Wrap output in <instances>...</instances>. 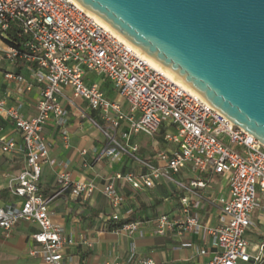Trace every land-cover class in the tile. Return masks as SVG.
Segmentation results:
<instances>
[{"label":"built area","instance_id":"1","mask_svg":"<svg viewBox=\"0 0 264 264\" xmlns=\"http://www.w3.org/2000/svg\"><path fill=\"white\" fill-rule=\"evenodd\" d=\"M12 30L23 39L18 47L7 43ZM0 42L5 45L4 59L28 65L40 86L36 115L32 118L21 115L22 104L9 106L0 100V118L13 123L25 156L22 171L9 184L10 192L21 200L20 206L0 208V229L7 236L18 222L35 224L39 231L32 240L40 245L44 264H61V250L65 244H73L51 223L49 204L54 197H43L39 180L45 166L56 165L49 157L42 130L54 121L63 129L66 143L68 111L62 102L76 108L75 100L79 99L97 112L102 122L89 119L106 140L95 151V161L127 157L142 170L138 176L116 174L107 180L102 193L113 209L125 203L115 181L137 191L151 190L161 182L171 183L183 194L180 204L184 219L173 221L168 215L158 216L155 234L162 236L174 227L180 232H198L202 226L191 214L189 198L195 190L206 188L202 175H220L228 192L211 201L218 204L220 215L218 225L207 230L215 239L216 253L205 264H259L264 260V244L251 254L245 237L252 226L256 187L264 192V146L253 136L234 126L200 95L152 66L74 0H0ZM89 73L108 81L120 100H108L98 84L86 82ZM5 77L23 84L26 90L31 88L20 74ZM122 104L126 105L125 110ZM122 122L126 127L119 130ZM161 127L165 131L172 129L163 138L176 149L171 155L158 152L156 160L162 164L159 166L138 158V147L130 141L140 133L155 135ZM14 148L13 140L0 141L3 153ZM183 170L195 176L188 184L176 178ZM57 185L55 197L70 191L74 198H88L94 191L92 183H73L67 172L57 174ZM142 225L140 221L132 222L112 232L132 238ZM126 263L155 264L151 259H136L133 255Z\"/></svg>","mask_w":264,"mask_h":264},{"label":"crops","instance_id":"2","mask_svg":"<svg viewBox=\"0 0 264 264\" xmlns=\"http://www.w3.org/2000/svg\"><path fill=\"white\" fill-rule=\"evenodd\" d=\"M4 46L3 42H0V100H5L9 106L22 104L21 115L24 118H32L36 115L40 86L32 77L28 65L20 61L9 63L4 59ZM10 73L22 75L31 84L30 90H26L23 84L8 80L5 76ZM86 82L90 83L89 79ZM102 91L104 92L103 89ZM67 95L71 97L69 91ZM105 96L111 101L120 100L112 89H109ZM62 105L68 111L64 128L67 142L63 140V129L54 121L51 120L44 126L42 136L49 157L56 165L45 166L39 180V186L49 194L48 198L54 197L49 204L51 223L63 238L73 241V244H65L61 250V264H127L126 260L131 255L136 259H151L155 264H205L212 258L216 253L215 239L207 230L210 231L218 225L220 211L218 204L211 201L227 195L225 179L220 175H202L206 188L195 190V195L189 198L191 214L197 217L202 226L200 231L180 232L174 227L159 236L155 234V219L158 216L165 214L173 221L184 219L180 204L182 192L166 182L157 184L151 190L137 191L122 181H115V188L124 196L125 203L122 207L113 209L102 193L107 180L116 174L133 173L138 176L142 170L135 161L127 157L120 160L107 158L96 162L95 151L106 141L102 133L89 122V119H92L102 124L98 113L89 110L86 103L79 99L75 101L76 108L68 107L64 102ZM125 106L122 104L124 110ZM125 127L126 124L122 122L119 130ZM92 131H99L100 136H95ZM3 140H13L15 148L8 153L0 150V208L19 207L21 200L10 192L9 184L22 171L25 156L20 146V136L13 123L0 118V141ZM130 143L138 147L134 143V135ZM175 149L172 144L149 149L138 147L136 156L162 166L156 160L157 153L165 152L171 155ZM83 151L85 155L81 154ZM60 172L70 174L73 183H92L93 193L88 198H74L70 191H67L55 197L59 191L57 174ZM194 177L188 170H183L176 176L185 184ZM136 210L144 221L140 232L132 238L105 230V222L109 218H125ZM128 211H131V214H128ZM251 221L252 226L245 237L247 239L251 232L258 235V242L253 247L247 239L252 254L264 244V206L257 211L255 220L251 215ZM38 231L39 228L29 222H18L8 236L0 229V264H44L41 247L32 240V235ZM259 264H264V260Z\"/></svg>","mask_w":264,"mask_h":264},{"label":"water","instance_id":"3","mask_svg":"<svg viewBox=\"0 0 264 264\" xmlns=\"http://www.w3.org/2000/svg\"><path fill=\"white\" fill-rule=\"evenodd\" d=\"M264 146V0H74Z\"/></svg>","mask_w":264,"mask_h":264},{"label":"rangeland","instance_id":"4","mask_svg":"<svg viewBox=\"0 0 264 264\" xmlns=\"http://www.w3.org/2000/svg\"><path fill=\"white\" fill-rule=\"evenodd\" d=\"M90 83H96L99 86L102 87L104 90L105 94L108 93L109 89H111L110 84L108 81H106L102 76H98L96 74L89 73L88 78ZM89 83V82H88ZM76 101V100H75ZM126 109V106L124 107ZM95 136H100L99 131H92ZM166 133H172V129H169L167 131H164V129H161L158 131L157 134L149 136L143 133L134 135V143L138 145L139 148L141 149H149V148H155L161 145H170L167 143L163 136ZM102 135V134H101ZM103 136V135H102ZM138 155V154H137ZM140 157V155H138ZM256 206L255 209L252 213V218L255 220L257 217V211L260 209L261 206H264V192H260L258 187H256ZM256 232H251L247 235V239L249 240L251 247L255 246L258 242Z\"/></svg>","mask_w":264,"mask_h":264},{"label":"trees","instance_id":"5","mask_svg":"<svg viewBox=\"0 0 264 264\" xmlns=\"http://www.w3.org/2000/svg\"><path fill=\"white\" fill-rule=\"evenodd\" d=\"M9 36L11 38V41H7V43L9 45H12L14 47H18L21 42L23 41V39L17 38V35L14 33V31H10L9 32ZM18 70H20V67H18ZM39 188L41 189V192L43 194L44 198H48L49 194L47 192L42 191V188L39 186ZM137 221H144V219L139 215V213L136 211H134L130 216L125 217V218H109L106 222H105V230L107 232H111L113 230L116 229H120L121 227H123L126 224L132 223V222H137Z\"/></svg>","mask_w":264,"mask_h":264},{"label":"bare ground","instance_id":"6","mask_svg":"<svg viewBox=\"0 0 264 264\" xmlns=\"http://www.w3.org/2000/svg\"><path fill=\"white\" fill-rule=\"evenodd\" d=\"M81 7V6H80ZM82 8V7H81ZM83 9V8H82ZM86 11V10H85ZM86 13H88L89 15H91L92 17H94L97 22L106 30H108L109 32H111L114 36H116L118 39H120L122 42H124L125 44H127L128 46H130L137 54H139L140 56H142L143 58H145L146 60H148L150 62V64L152 66H154L155 68L159 69L160 71H162L166 76H168L171 80H173L174 82L178 83L180 86H182L183 88H185L186 90H189L191 92H194L191 88H189L187 85H185L182 81H180L178 78H176L174 75H172L169 71H167L165 68H163L161 65H159L157 62L151 60L150 58H148L145 54H143L140 50H138L137 48H135L134 46H132L129 42H127L123 37L119 36L114 30H112L107 24H105L103 21H101L99 18H97L94 14H92L91 12L86 11Z\"/></svg>","mask_w":264,"mask_h":264}]
</instances>
